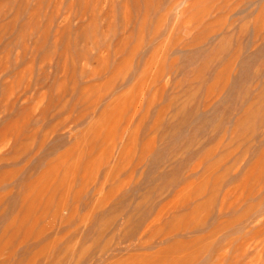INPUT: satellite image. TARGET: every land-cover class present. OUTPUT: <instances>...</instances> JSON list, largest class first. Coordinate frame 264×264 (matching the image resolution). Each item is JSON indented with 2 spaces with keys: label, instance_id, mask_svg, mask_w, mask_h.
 Listing matches in <instances>:
<instances>
[{
  "label": "rangeland",
  "instance_id": "374dc122",
  "mask_svg": "<svg viewBox=\"0 0 264 264\" xmlns=\"http://www.w3.org/2000/svg\"><path fill=\"white\" fill-rule=\"evenodd\" d=\"M0 264H264V0H0Z\"/></svg>",
  "mask_w": 264,
  "mask_h": 264
}]
</instances>
